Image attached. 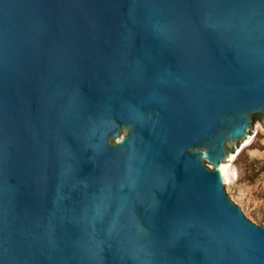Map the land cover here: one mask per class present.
<instances>
[{"label": "water", "instance_id": "water-1", "mask_svg": "<svg viewBox=\"0 0 264 264\" xmlns=\"http://www.w3.org/2000/svg\"><path fill=\"white\" fill-rule=\"evenodd\" d=\"M255 120L264 0H0V264H264Z\"/></svg>", "mask_w": 264, "mask_h": 264}, {"label": "rangeland", "instance_id": "rangeland-1", "mask_svg": "<svg viewBox=\"0 0 264 264\" xmlns=\"http://www.w3.org/2000/svg\"><path fill=\"white\" fill-rule=\"evenodd\" d=\"M252 130L225 164L223 190L250 222L264 226V130L257 120Z\"/></svg>", "mask_w": 264, "mask_h": 264}, {"label": "bare ground", "instance_id": "bare-ground-1", "mask_svg": "<svg viewBox=\"0 0 264 264\" xmlns=\"http://www.w3.org/2000/svg\"><path fill=\"white\" fill-rule=\"evenodd\" d=\"M223 173H224V179H225V182H226L227 181V176H228V173L226 174V165L223 168Z\"/></svg>", "mask_w": 264, "mask_h": 264}]
</instances>
